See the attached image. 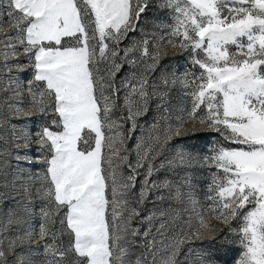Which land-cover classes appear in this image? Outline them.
<instances>
[{"label": "snow or ice", "instance_id": "obj_1", "mask_svg": "<svg viewBox=\"0 0 264 264\" xmlns=\"http://www.w3.org/2000/svg\"><path fill=\"white\" fill-rule=\"evenodd\" d=\"M162 7L172 13L173 23L166 26L169 36L179 39L192 64L201 70L198 77L193 73L188 84L191 110L187 115L199 117L235 145L220 144L205 158L219 170L211 186L212 211L225 222H240L243 251L236 264H264V0H164ZM148 8V0H8L7 15L36 70L35 81L43 84L31 93L32 103L42 116L55 117L39 134L49 157L44 161V195L60 213L55 217L50 207L41 209L40 234L53 239L45 249L52 257L49 264H67L68 253L74 257L72 264H185L179 254L186 237L169 235V228L175 231L176 218L168 211L160 212L162 219L170 217L156 229L160 239L153 236L143 252L133 251L134 241L128 240L129 235H139L128 227L131 217L139 215L128 211L127 201L136 169L147 165L146 176H150L156 170L151 161L162 154L174 131L171 126L152 125L147 147L143 136L137 138L136 165L127 160L124 144L131 138L129 133L142 130L137 118L157 95L148 74L157 71L153 65L159 54L149 52L147 39L124 48L120 44L139 28ZM229 45L238 52L230 53ZM119 52L124 53L123 60ZM137 53L138 58H128ZM145 57L152 63L145 64ZM125 65L134 71L117 84L116 74ZM161 82L167 86L165 77ZM205 109L206 116H199ZM127 124L130 127L125 128ZM106 130L118 137L115 160L105 155L113 151ZM152 132L158 134L153 137ZM186 157L190 154L178 151L175 159L165 158L159 167L183 165ZM125 166L131 172L127 177L122 171ZM0 179V187L7 188L2 168ZM184 182L190 187L191 177ZM158 188L168 189V199L182 196L171 181H153L151 190ZM146 190L147 179L141 200ZM57 218L70 237L67 250L55 242L57 234L49 228ZM154 219L155 213L147 222L151 225ZM9 247L16 245L10 242ZM3 256L0 251V260ZM197 259L199 264H214L210 251H198Z\"/></svg>", "mask_w": 264, "mask_h": 264}, {"label": "rangeland", "instance_id": "obj_2", "mask_svg": "<svg viewBox=\"0 0 264 264\" xmlns=\"http://www.w3.org/2000/svg\"><path fill=\"white\" fill-rule=\"evenodd\" d=\"M148 3L149 8L141 17L139 28L131 33L130 39L120 44V47L124 48L133 41L147 39L150 41L149 52L155 50L159 54L158 61L153 65L157 71L148 74L149 83L154 82L156 85L157 95L151 97L147 112L137 118V123L143 126L142 130L137 128L129 133L131 138L124 144L128 149L127 160L133 166L136 165L137 138L143 136L147 147L152 125L156 124L160 128L171 126L174 131L162 154L151 161L156 170L146 176L147 165L136 169L134 186L129 189L127 201L128 211L134 210L139 215L131 217L128 227L130 230H138L139 235H129L128 240L134 241L132 250L141 253L144 251L143 245L150 243L153 236H156V229L160 224L170 222V217H175V231L169 228V235L186 237V242L180 249L181 261L185 264H199L197 253L203 250L211 252L214 264H236L243 251L238 231L240 222H225L218 219L217 214L212 211L213 203L210 197L214 192L211 191V186L219 170L210 160L205 159L212 156L213 148L220 144L225 147L235 145L226 142L219 132L202 122L199 117L187 115L191 110L188 84L193 80V73L198 77L201 70L192 64L187 49L181 47L179 39L169 36L166 26L171 25L173 20L172 13L162 7L164 0H148ZM7 4L8 0H0V168L7 174V188L0 187V193H3L0 196V251L4 253L0 264H18L19 261H23V264H49L52 257L45 249L46 245L53 243V239L51 236L40 234V226L43 223L41 209L50 207L55 217H59L60 213L54 206L48 205L44 195L46 185L43 177L47 168L44 161L49 157L47 149L41 147L39 134L55 117L42 116L39 108L32 103L31 93L35 92L37 87L42 88L43 84L35 81L36 70L20 43L15 24L10 22ZM141 28L144 29L143 33ZM228 50L230 53L238 52L232 45L228 46ZM118 54L121 60L125 58L123 52ZM138 57L139 53L128 58ZM241 58L237 55V59ZM144 62L152 63L147 57ZM132 71L134 69L131 66L125 65L116 74L117 84ZM161 76L167 80L166 87L161 82ZM161 95L163 100L160 99ZM119 97L122 111L123 90ZM17 108L21 110L17 112ZM206 114L205 109L199 116ZM179 117H183L180 122ZM112 119L116 120L117 116L114 115ZM128 127L130 124L125 125V128ZM105 134L109 137L113 149L112 152L106 151L105 155L115 160L113 152L119 146L115 143L118 137L114 131L109 133L106 130ZM157 134L151 133L153 137ZM160 135L163 139L162 133ZM178 151L190 154V157H186L185 164L177 162L171 169L159 167L165 158L175 159ZM122 171L125 177L131 174L126 166ZM186 176L191 177L190 187L184 182ZM145 179L149 181V190L145 191L144 199L141 200L140 192ZM153 181L156 184L173 182V190L176 186L180 187L181 198L168 199L167 188L152 191ZM161 196L165 197L163 201L159 199ZM161 211H168L170 217L162 219ZM153 213L155 219L150 225L147 218ZM21 228L27 229L32 235L25 236ZM49 228L57 234L55 242L67 250L70 237L61 227L59 219L57 218L55 224ZM148 231L151 234L145 237L144 233ZM156 239L160 237L156 236ZM213 239L215 243H212ZM10 242L16 245L14 249L9 247ZM73 261V255L68 253L67 264H72Z\"/></svg>", "mask_w": 264, "mask_h": 264}]
</instances>
